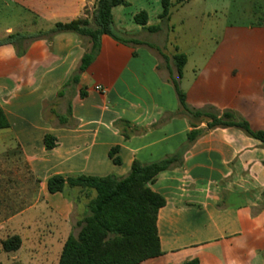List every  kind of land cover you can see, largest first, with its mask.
Listing matches in <instances>:
<instances>
[{
	"label": "crops",
	"instance_id": "crops-1",
	"mask_svg": "<svg viewBox=\"0 0 264 264\" xmlns=\"http://www.w3.org/2000/svg\"><path fill=\"white\" fill-rule=\"evenodd\" d=\"M55 1H44V16L58 9ZM88 2L73 0L72 6L77 3L78 8L72 20L84 15ZM123 6L113 9L116 27L130 34L140 31L135 14L130 17L134 24H127ZM257 11L255 7L254 16ZM83 53L82 40L71 32L60 33L51 42L36 40L23 56L11 44L0 46V107L10 122V127L0 129L9 135L0 144V227L11 225L13 235H20L17 224L31 231L43 226L46 210L57 217L61 230H71L79 205L71 195L48 190L52 175L124 176L135 159L157 161L187 141L186 117L150 127L175 112L179 101L168 75L158 69L160 57L147 46L126 45L104 35L100 52L81 74L80 83L57 97ZM188 72L187 61L181 79L187 100ZM193 72L195 79L211 87L208 93L213 100L229 97V102H237L254 92L251 75L244 85L235 83L238 68L201 65ZM219 81H228V87H218ZM54 100L60 114L72 105V116L65 123L44 117V103ZM118 119L147 130L126 139L114 126ZM46 134L57 138L55 148H46ZM116 145L121 164L109 156ZM263 162L259 140L234 127L209 130L187 152L182 167L162 171L151 184L167 199L158 217L164 254L141 264H183L193 258L200 264H264Z\"/></svg>",
	"mask_w": 264,
	"mask_h": 264
},
{
	"label": "trees",
	"instance_id": "trees-1",
	"mask_svg": "<svg viewBox=\"0 0 264 264\" xmlns=\"http://www.w3.org/2000/svg\"><path fill=\"white\" fill-rule=\"evenodd\" d=\"M185 1L189 0H177V3ZM161 3L163 11L159 14L160 24L170 19L173 2L161 0ZM129 4L128 0H95L91 15L85 7V16L70 21H57L51 27L39 29L34 34L15 31L0 38V46L11 44L16 54L23 56L30 44L36 40L44 39L51 42L56 35L67 32L78 35L84 47L83 56L76 70L58 91L57 97L64 96L67 87L80 83L81 74L90 67L99 54L104 35H109L126 45L147 46L167 63L166 80L174 86L179 101V107L175 112H168L150 127L164 125L174 117H186L190 124L187 141L174 153L148 163L135 159L129 173L124 176L111 173L106 176L54 174L49 177L47 186L51 193L61 192L69 196V190H78L74 193L76 204L80 205L84 199L87 200L84 204L83 217L77 221L80 230L78 234L71 233L67 237L58 264H141L163 255L158 217L167 199L151 187L157 176L162 171L182 167L187 152L212 129L238 128L247 136L259 140L264 148V129H254L249 121L236 118L232 111H221L212 106L199 109L188 104L187 94L181 87L184 67L188 61L187 55L177 52L173 56H168L139 37L119 30L115 24L113 9L119 5ZM36 17L39 19V15ZM133 19L144 30L158 32L161 29L160 24L149 25V13L146 10L136 13ZM34 24L37 25V21ZM162 66L160 64L158 69H162ZM81 96H86L84 89H81ZM56 105L55 100L46 101L44 117L50 120L53 116L61 123H65L72 116V105L69 103L66 114H60ZM203 123L206 127H202ZM114 126L126 139L147 130L125 119L116 120ZM8 127L10 122L4 109L0 107V129ZM44 142L47 149L57 146V138L52 134H46ZM119 151L118 145L109 151L110 158L116 164L122 163ZM22 243L21 236L15 234L2 241V248L6 252H14L21 248ZM183 264H200V260L193 258Z\"/></svg>",
	"mask_w": 264,
	"mask_h": 264
},
{
	"label": "rangeland",
	"instance_id": "rangeland-1",
	"mask_svg": "<svg viewBox=\"0 0 264 264\" xmlns=\"http://www.w3.org/2000/svg\"><path fill=\"white\" fill-rule=\"evenodd\" d=\"M44 1L0 0V38L15 31L34 34L39 29L51 27L57 21H70L78 8L77 3L72 6L73 0H56L54 6L58 9L44 16ZM94 1L89 0L86 5L90 15ZM128 2V6H123L127 24H134L130 17L142 10L149 13L152 25L161 23V0ZM172 2L170 19L160 24L161 29L158 32L142 28L132 35L150 43L168 56L177 52L188 56L189 72L184 88L189 90V105L199 109L212 106L221 111H232L236 118L249 121L253 128H264V0H189L180 4L177 0ZM255 7L258 11L254 16ZM85 11L84 8L82 16H85ZM35 21L37 25L34 24ZM160 61L163 65L162 71L167 76V63L162 57ZM201 65L240 69L235 83L244 85L251 75L254 78V92L240 97L237 102H229V97L226 100H218V97L213 100L208 93L211 87L204 86L201 78L195 79L193 68ZM223 86L228 87V81L218 82V87ZM206 101L210 102L205 103ZM7 136L9 138V135L0 130V144L3 145L1 139ZM68 194L75 197L69 191ZM86 201L84 199L72 215L71 230H61L57 217L47 210L44 225H40L39 229L31 231L17 224L23 243L20 251L15 253L8 254L2 248V241L15 233L11 225L3 224L0 227L1 263L58 264L62 243L67 235L78 234L80 230L77 219L83 217Z\"/></svg>",
	"mask_w": 264,
	"mask_h": 264
},
{
	"label": "built area",
	"instance_id": "built-area-1",
	"mask_svg": "<svg viewBox=\"0 0 264 264\" xmlns=\"http://www.w3.org/2000/svg\"><path fill=\"white\" fill-rule=\"evenodd\" d=\"M98 90H101L102 92H105L106 90L104 88H102L101 86H97Z\"/></svg>",
	"mask_w": 264,
	"mask_h": 264
}]
</instances>
